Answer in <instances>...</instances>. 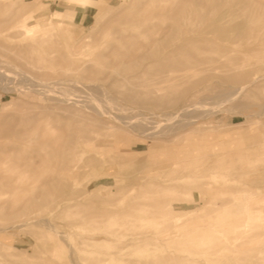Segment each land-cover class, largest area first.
<instances>
[{"label": "rangeland", "instance_id": "1", "mask_svg": "<svg viewBox=\"0 0 264 264\" xmlns=\"http://www.w3.org/2000/svg\"><path fill=\"white\" fill-rule=\"evenodd\" d=\"M152 1L0 0V264H264V43L239 82L241 41L172 73L175 97L131 59L177 0Z\"/></svg>", "mask_w": 264, "mask_h": 264}, {"label": "bare ground", "instance_id": "2", "mask_svg": "<svg viewBox=\"0 0 264 264\" xmlns=\"http://www.w3.org/2000/svg\"><path fill=\"white\" fill-rule=\"evenodd\" d=\"M153 2L155 4V1L150 3L153 4ZM173 2L175 4L172 7L160 9L154 13V18L157 21L148 26L151 28L148 30H151L149 32L151 33L149 45L147 47L144 46L146 48L141 47L136 55L134 52V56L131 59L141 63L146 62L145 69L153 68L157 76L165 78V82L169 83L168 87L174 90L171 93L175 97H178L183 92L176 89L178 84L171 82L172 73L204 70L208 67H223L220 66L219 60L214 55L226 56L229 51L224 45L225 42L238 43L241 41L247 46L245 49L240 50L235 60H231L230 64L224 67L228 68V74L226 75L228 81L239 82L244 77L243 72L257 67L250 62L255 50L249 49V46L264 43V16H258L253 1L177 0ZM68 3L76 8L88 9L93 5V0H69ZM236 4H238V8H234ZM236 10H241V13L237 14ZM62 14L64 15L63 12ZM66 16L71 19L74 18L71 14ZM190 16H193L195 20L206 22V25L204 24L205 27L195 34H190L191 24L187 23ZM140 17L138 14L135 20H141L142 18ZM226 17L230 19H227V21ZM140 50H143L141 51L142 53H140ZM24 54H31V51L26 50ZM32 61H38V58L34 56ZM145 69L141 72L144 73ZM262 79L263 77H255L249 86ZM148 85H155V83ZM141 86L134 89L137 91V88H141ZM247 87H240L235 94L243 92ZM141 89L137 92L144 91ZM144 89L147 95H151V99L157 105L164 103V96H160L158 93L155 94V89L151 91L148 86H144ZM234 201L237 202V199H234Z\"/></svg>", "mask_w": 264, "mask_h": 264}, {"label": "crops", "instance_id": "3", "mask_svg": "<svg viewBox=\"0 0 264 264\" xmlns=\"http://www.w3.org/2000/svg\"><path fill=\"white\" fill-rule=\"evenodd\" d=\"M194 232L191 231V232H188V233H185L184 235L187 237L186 239H189L193 236Z\"/></svg>", "mask_w": 264, "mask_h": 264}]
</instances>
